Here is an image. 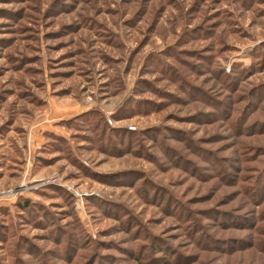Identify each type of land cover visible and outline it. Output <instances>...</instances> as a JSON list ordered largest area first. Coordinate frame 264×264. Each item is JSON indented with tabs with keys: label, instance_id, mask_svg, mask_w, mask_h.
<instances>
[{
	"label": "rangeland",
	"instance_id": "obj_1",
	"mask_svg": "<svg viewBox=\"0 0 264 264\" xmlns=\"http://www.w3.org/2000/svg\"><path fill=\"white\" fill-rule=\"evenodd\" d=\"M0 264H264V0H0Z\"/></svg>",
	"mask_w": 264,
	"mask_h": 264
},
{
	"label": "trees",
	"instance_id": "obj_2",
	"mask_svg": "<svg viewBox=\"0 0 264 264\" xmlns=\"http://www.w3.org/2000/svg\"><path fill=\"white\" fill-rule=\"evenodd\" d=\"M92 113H93L94 115L98 116V117H101V120H99V122L102 121V122H101V124H103L102 129H103L104 127H106L107 130H111V128L108 127L107 123L104 122L103 114H101V113H99V112L97 113L96 110H92ZM73 119H74V118H73ZM67 121H69V120H67ZM102 131H103V130H102ZM54 137L59 138L60 136L54 134ZM16 206H18V207L20 206V207L22 208V210H26L27 207L30 206V205H29V203H22V204H21L20 202H18V203L16 204Z\"/></svg>",
	"mask_w": 264,
	"mask_h": 264
},
{
	"label": "built area",
	"instance_id": "obj_3",
	"mask_svg": "<svg viewBox=\"0 0 264 264\" xmlns=\"http://www.w3.org/2000/svg\"><path fill=\"white\" fill-rule=\"evenodd\" d=\"M228 70H229V69H228ZM108 121H109V122H110V124H111L112 120H111V119H109Z\"/></svg>",
	"mask_w": 264,
	"mask_h": 264
},
{
	"label": "crops",
	"instance_id": "obj_4",
	"mask_svg": "<svg viewBox=\"0 0 264 264\" xmlns=\"http://www.w3.org/2000/svg\"><path fill=\"white\" fill-rule=\"evenodd\" d=\"M56 133V132H55ZM57 134H60V133H57Z\"/></svg>",
	"mask_w": 264,
	"mask_h": 264
}]
</instances>
